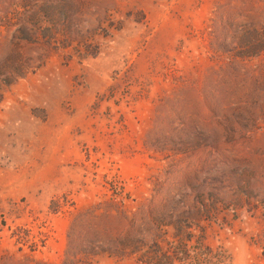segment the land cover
Wrapping results in <instances>:
<instances>
[{
    "label": "rangeland",
    "instance_id": "rangeland-1",
    "mask_svg": "<svg viewBox=\"0 0 264 264\" xmlns=\"http://www.w3.org/2000/svg\"><path fill=\"white\" fill-rule=\"evenodd\" d=\"M0 264H264V0H0Z\"/></svg>",
    "mask_w": 264,
    "mask_h": 264
}]
</instances>
